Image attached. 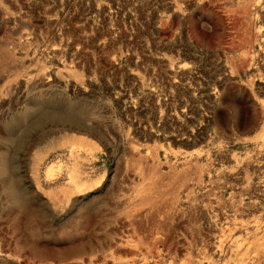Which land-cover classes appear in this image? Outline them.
<instances>
[{
    "label": "rangeland",
    "instance_id": "obj_1",
    "mask_svg": "<svg viewBox=\"0 0 264 264\" xmlns=\"http://www.w3.org/2000/svg\"><path fill=\"white\" fill-rule=\"evenodd\" d=\"M0 264H264V0H0Z\"/></svg>",
    "mask_w": 264,
    "mask_h": 264
}]
</instances>
